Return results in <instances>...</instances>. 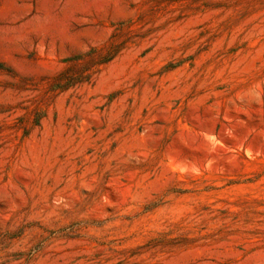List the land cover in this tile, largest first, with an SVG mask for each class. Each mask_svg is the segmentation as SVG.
<instances>
[{
    "label": "rangeland",
    "instance_id": "rangeland-1",
    "mask_svg": "<svg viewBox=\"0 0 264 264\" xmlns=\"http://www.w3.org/2000/svg\"><path fill=\"white\" fill-rule=\"evenodd\" d=\"M0 264H264V0H0Z\"/></svg>",
    "mask_w": 264,
    "mask_h": 264
}]
</instances>
